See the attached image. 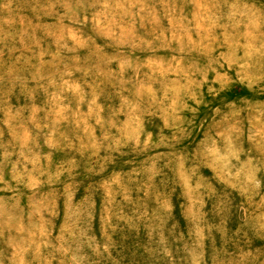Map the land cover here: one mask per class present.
<instances>
[{"label": "rangeland", "instance_id": "obj_1", "mask_svg": "<svg viewBox=\"0 0 264 264\" xmlns=\"http://www.w3.org/2000/svg\"><path fill=\"white\" fill-rule=\"evenodd\" d=\"M0 264H264V0H0Z\"/></svg>", "mask_w": 264, "mask_h": 264}]
</instances>
